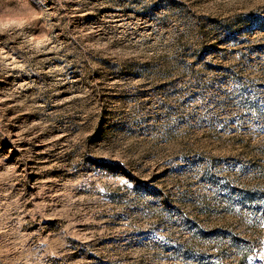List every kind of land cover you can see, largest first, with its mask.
Segmentation results:
<instances>
[{
  "label": "rangeland",
  "instance_id": "obj_1",
  "mask_svg": "<svg viewBox=\"0 0 264 264\" xmlns=\"http://www.w3.org/2000/svg\"><path fill=\"white\" fill-rule=\"evenodd\" d=\"M0 11V264H264V0Z\"/></svg>",
  "mask_w": 264,
  "mask_h": 264
},
{
  "label": "clouds",
  "instance_id": "obj_2",
  "mask_svg": "<svg viewBox=\"0 0 264 264\" xmlns=\"http://www.w3.org/2000/svg\"><path fill=\"white\" fill-rule=\"evenodd\" d=\"M23 23H25V20L21 16L0 11V29H8Z\"/></svg>",
  "mask_w": 264,
  "mask_h": 264
}]
</instances>
